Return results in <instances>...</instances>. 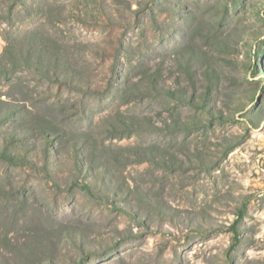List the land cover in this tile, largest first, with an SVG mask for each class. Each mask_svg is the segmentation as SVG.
<instances>
[{"label": "rangeland", "instance_id": "374dc122", "mask_svg": "<svg viewBox=\"0 0 264 264\" xmlns=\"http://www.w3.org/2000/svg\"><path fill=\"white\" fill-rule=\"evenodd\" d=\"M0 264H264V0H0Z\"/></svg>", "mask_w": 264, "mask_h": 264}, {"label": "trees", "instance_id": "16d2710c", "mask_svg": "<svg viewBox=\"0 0 264 264\" xmlns=\"http://www.w3.org/2000/svg\"><path fill=\"white\" fill-rule=\"evenodd\" d=\"M31 36H36V35H34V34H30Z\"/></svg>", "mask_w": 264, "mask_h": 264}]
</instances>
